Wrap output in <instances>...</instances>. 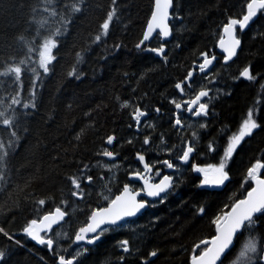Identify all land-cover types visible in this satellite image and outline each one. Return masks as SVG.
I'll return each instance as SVG.
<instances>
[{"label": "trees", "instance_id": "1", "mask_svg": "<svg viewBox=\"0 0 264 264\" xmlns=\"http://www.w3.org/2000/svg\"><path fill=\"white\" fill-rule=\"evenodd\" d=\"M69 2L0 0V70L28 59L21 66V104L8 107L17 85L11 76L0 77V111L15 118L20 137L0 180V227L12 237L0 234V250L6 253L0 264H56L60 255H77L75 234L93 210L108 205L130 183L129 176L141 171L138 154L154 167L149 174L154 181L166 174L164 161L174 164L173 187L138 218L110 228L96 246L77 256L75 264H190L194 246L216 235V217L229 212L253 187L254 182L246 180L247 169L257 159L264 161V14L243 30L237 28L241 48L228 62L218 51L223 25L229 17L246 12V0H174L173 36L160 58L150 50L163 45L160 36L137 47L154 0H117V15L100 42L94 37L113 7L112 0H83L81 11L74 14L66 7ZM48 7H56L59 15H50ZM61 16L71 20L66 29ZM57 28L61 30L54 49L57 59L49 73L38 69L33 98L34 74L27 69L37 66L38 53L30 54L28 48H36ZM77 53L83 57L79 61ZM201 53L217 55L216 63L208 79L191 78L182 94L175 85L198 71L204 61ZM73 67L78 78L69 75ZM246 67L255 80L240 76ZM203 88L213 90L209 119H185L186 128L177 126L172 101L181 102ZM125 101L129 107H122ZM32 102L35 108L22 107ZM137 107L149 113L138 129L132 116ZM250 108L257 109L254 118L261 127L241 142L228 161L229 180L220 186L203 185L195 167L221 162L230 137L238 133ZM0 134H5L3 125ZM110 135L116 138L113 148L107 143ZM189 144L197 151L184 161L180 157ZM105 149L116 159L100 155ZM73 176L80 178L79 190L71 183ZM87 176L92 177L90 182ZM74 191L83 195L74 196ZM41 199L44 205L38 204ZM56 207L64 209L68 219L49 233L55 241L49 249L32 242L23 228ZM257 233L264 238V216L252 232ZM248 235L239 234L222 264H231ZM125 239L130 242L129 252L120 246ZM153 250L158 252L154 259L149 256ZM199 252L195 249V254Z\"/></svg>", "mask_w": 264, "mask_h": 264}, {"label": "snow or ice", "instance_id": "2", "mask_svg": "<svg viewBox=\"0 0 264 264\" xmlns=\"http://www.w3.org/2000/svg\"><path fill=\"white\" fill-rule=\"evenodd\" d=\"M48 5H53L55 0H44ZM83 0H70L66 5L70 13H79L81 11V4ZM117 0H112L113 7L106 14V18L100 25L99 33L94 37L95 42H100L102 38L107 37L110 26L114 21V17L117 15L116 8ZM174 7V0H154V10L151 14L150 22L147 25V30L143 35L140 43L137 47L144 45L145 41H149L153 37V34L167 38L172 35V28L169 25V19L171 17L170 10ZM52 16H57L59 13L56 7H48L45 9ZM259 14H264V0H246V12L242 14L239 18L229 17L228 22L223 25V32L227 36V39L221 37L219 40L220 48L226 53L224 57L225 60H231L237 52V48L240 46L241 41L236 36L237 28L243 30L249 26L250 22L254 21ZM61 23L66 26L71 23L70 19H65L61 16ZM61 35V30L57 28L55 32L51 33L49 36L43 38L41 44L36 48L29 46L28 52L31 54L33 52L38 53V59L36 60V67L28 68L27 70L34 74V79L31 82V95L34 98L36 94V89L38 87L36 81L40 80V72L38 69H42L43 73L47 74L51 71L50 65L53 61L57 59L54 54V49L58 47L57 37ZM116 47H119L117 45ZM153 52L163 55L164 46L161 45L158 48L150 49ZM204 56V62L199 65V70L204 71L212 62L216 59L215 55L209 58L208 53H201ZM78 61L82 59L81 53H77ZM28 59L20 60L16 64H8L2 70H0V77H13V82L17 85V92L12 97L11 104L8 105L9 108L12 105L21 104L20 93L23 90V82L21 80V74L24 69L22 65H27ZM70 76H77L76 68L73 67L72 71L69 72ZM193 72H189L185 77L184 81H181L175 85L177 89L184 92V86L186 82L191 81ZM241 77L248 80H255L256 77L251 74L250 68L246 67L241 73ZM264 89V84L261 85ZM209 96V91L201 89L193 99L185 103H179L173 100L172 103L175 104L177 109L184 108L187 105V111L191 112L195 116H206L208 114V104L201 103V99ZM2 103V101H0ZM128 101H125L122 107H129ZM29 106L35 108L34 102L24 103L23 108H28ZM195 109V110H194ZM159 111V109H157ZM257 109L250 108L247 112V118L243 120L238 133L233 134L230 137V142L227 144L224 156L218 165H210L206 168H201L199 166L195 167V171L204 174L201 183L203 185H223L225 181L229 180V173L226 171V165L228 161L231 160L233 153L236 148L245 140L246 137H250L254 130L261 127L257 122L255 117V112ZM146 113L142 111L139 107L135 108L132 113L133 119L139 125L141 117L145 116ZM182 121L177 118L175 121L176 125H181ZM0 125L4 126L5 134H0V180L4 179L3 168L6 166V159L10 152L15 150L20 139L17 134L18 125L15 122V118L6 115L5 111H0ZM203 126V125H202ZM195 136V133H193ZM79 138V137H77ZM116 138L114 136L107 137V143L112 144ZM149 139L146 137L144 143L147 144ZM211 147V146H210ZM211 150H215L212 148ZM194 151V148L189 144L186 150L183 152L180 159L187 161L190 154ZM100 155L104 157L112 158L114 153L105 149ZM140 161H144V156L138 154ZM164 164L168 168L175 167L174 164L164 161ZM87 167V165H85ZM144 169L146 171H151V165L145 163ZM264 171V161L257 159L255 163L247 169L246 180L253 181L255 183L254 187L248 191L245 199L237 201L230 212L223 214L222 216H217L214 220L216 227V235L211 238V240H201L198 244L194 246V253L191 257V264H222V257L226 255L234 246L235 239L238 233L243 234L244 231L249 232L245 240L241 243V246L233 258L231 264H264V243H262V238L258 233L252 234V232L258 227V221L260 216H264V176L261 172ZM133 176L139 177L144 180L145 187L141 191H146L148 196L156 197L160 196L161 193H165L170 187H172L173 178L171 176L165 175L159 183H150L141 172L135 171L132 173ZM86 179L90 182L92 180L91 176H87ZM72 185L75 189L79 190L81 188L80 178L73 176L70 177ZM74 196H82V191H74L72 193ZM139 192H133L128 185H125L121 195L115 197L111 200L108 207L97 208L92 211L88 222L80 227L78 232L75 234V241H85L88 243H95L104 235L105 232L109 230V225H117L118 222L123 221L126 217L135 216L141 209L145 208L146 201H138L136 197ZM45 200L41 199L38 201L39 205H44ZM204 209L201 208L200 212ZM67 213L62 210L61 207H56L54 211L48 212L39 219H32L23 228V232L26 233L33 240L37 241L41 245H47L49 249L53 248L55 244L54 239L47 236L46 233L53 231V226L57 225L60 221L64 220ZM44 233L45 235H42ZM95 234L89 238L88 234ZM0 234H4L6 237L11 239L12 237L5 231L3 227H0ZM120 246L124 252L130 251V242L125 239L120 241ZM203 246V247H202ZM195 249H200L199 255L195 254ZM87 251V249H84ZM83 252L77 255H72L70 258H66L64 255L58 257V264H75L78 255H82ZM5 251L0 250V260L5 258ZM158 252L153 250L149 253V256L155 257ZM123 259V257H121Z\"/></svg>", "mask_w": 264, "mask_h": 264}, {"label": "water", "instance_id": "3", "mask_svg": "<svg viewBox=\"0 0 264 264\" xmlns=\"http://www.w3.org/2000/svg\"><path fill=\"white\" fill-rule=\"evenodd\" d=\"M170 12H171V17H170V19H169V25H170V27H171L172 9L170 10ZM150 19H151V18H150ZM149 22H150V20H149ZM171 28H172V27H171ZM156 36H159V35H157L156 33H154V34H153V37L150 38L149 41H145V42H151ZM172 36H173V32H172V35H170V36L167 37V38H163V37L160 36V38H161V42L163 43V46H164V49H165L164 54H165L166 51H167L166 43L169 42V41H171ZM236 36H237V31H236ZM223 38L227 39V36L224 34V37H223ZM237 38L240 39L238 36H237ZM240 41H241V40H240ZM241 44H242V43H241ZM241 44H240V46L237 48L236 55H235L231 60H227L228 62H231V61H233V60L236 58V56H237V54H238V52H239V50H240V48H241ZM218 51L223 52V53L225 54V56H226V53L220 48V46L218 47ZM164 54L161 55V54H158V53H157V55H158L160 58H164ZM215 57H216V59H217L218 56L215 55ZM209 58H210V57H209ZM216 59L212 62L211 65H209V66L204 70L205 72H209V71L211 70V68H212V67L215 65V63H216ZM203 62H204V61H203ZM203 62H202V63H203ZM202 63H201V64H202ZM248 68H250V67H248ZM250 71H251V68H250ZM192 72H193V74L195 73V71H192ZM251 74H252V73H251ZM242 78H243L244 80H248V79H246V78H244V77H242ZM145 113H146V115L143 116V117H141L137 129H138L139 126L141 125L142 121H143L145 118L148 117L149 113H147V112H145ZM114 137H115V136H114ZM114 142H115V140L113 141L112 144H108V147L113 148V147H114ZM139 155H143V154H139ZM143 156H144V158H145L144 161H140L139 158H138V155H137V158H136V159H137V161H139L140 164H141V171H140L141 174H142L146 179H148V180L150 181V183H153V184H155V183H159L160 180H162L163 177H164L165 175H167V176H171V177L173 178V176L171 175V172H172V169H173V168H168V173L165 174L164 176H162L159 180H157V181L151 180V179L149 178V174L153 171L154 167H153L151 164L148 163L146 156H145V155H143ZM108 158H109V157H108ZM115 158H116V156L114 155V157L109 158V160H114ZM145 163L151 165V171H146V170L144 169V164H145ZM262 172H263V171H262ZM262 172H261V173H262ZM129 181H130L131 183H138V184H140V186H141L140 189H133L132 186H131V184H127V185L129 186L130 189H132L133 192H139V195L136 197V199H137L138 201H146V202H147L145 208L141 209L140 212H138L135 216H132V217H126L123 221L118 222L117 225H109V226H104V227H108V228H111V227H118V226L122 225L123 223H125V222H127V221H129V220H134V219L138 218L139 216H141V215H142V214H143V213H144V212L150 207V205H151L152 202H156V201H158V200L163 199L164 196H165V195L171 190V188L173 187V184H174V178H173L172 187H170L165 193H161L160 196L152 197V196H148L146 191H141V189L145 187L144 180L140 179L139 177H135V176H133V175L131 174V175L129 176ZM254 186H255V183H254L253 187H254ZM122 192H123V189H122V191H121L117 196L121 195ZM117 196H116V197H117ZM246 196H247V195H246ZM245 198H246V197H245ZM245 198H243V199H245ZM241 200H242V199H241ZM109 204H110V203H109ZM109 204L106 205V206H104V207H108ZM104 207H102V208H104ZM231 209H232V208H231ZM231 209H230V211H231ZM62 210H64V209H62ZM64 211H65V210H64ZM230 211H229V212H230ZM65 212H66V211H65ZM66 213H67V212H66ZM67 217H68V213H67V215L64 217V220L60 221L57 225H54V226H53V229H55V228L59 227L60 225H62V224L66 221ZM216 234H217V233H216ZM239 234H240V233L237 234L236 239H237V237L239 236ZM42 235H43V233H42ZM93 235H95V234H92V233H89V234H88L89 238H90L91 236H93ZM30 239H31V241L34 242L35 244H39L37 241L33 240L31 237H30ZM236 239H235V241H236ZM208 240H211V239H208ZM97 242H98V240H97L95 243H91V244H90V243H88L87 240H85V241H79V242H76V241H75V244H76V245H84V244H86V245H88V246H93V245H95ZM227 254H228V252L226 253V255H227ZM226 255H225V256H226ZM225 256L222 257V261H223V259L225 258ZM155 257H156V256H155ZM155 257H152V259H154ZM57 264H58V261H57ZM190 264H191V261H190ZM218 264H219V262H218Z\"/></svg>", "mask_w": 264, "mask_h": 264}, {"label": "flooded vegetation", "instance_id": "4", "mask_svg": "<svg viewBox=\"0 0 264 264\" xmlns=\"http://www.w3.org/2000/svg\"><path fill=\"white\" fill-rule=\"evenodd\" d=\"M212 69H213V67L211 68V70L209 71V72H205V71H200L199 69H198V71L196 72V73H194L193 74V76H192V78H200V80L202 81L203 79H208L209 78V73L212 71ZM203 89H205V88H203ZM179 90V89H178ZM205 90H208L209 91V96L208 97H204V98H202L201 99V103H207L208 104V114L206 115V116H204V115H201V116H195V115H193L191 112H188L187 111V105H185V107L184 108H180V109H177V112L175 113V117H176V119L177 118H179L181 121H182V123H181V125H177V126H180V127H183V128H186L187 126H188V122L185 120V119H188V120H194V121H201V122H203V120H206V119H209L208 117H209V109H210V97L211 96H213V90L212 89H205ZM180 91V90H179ZM200 91V90H199ZM181 92V91H180ZM182 94H183V92H181ZM197 94V93H196ZM196 94H193L192 96L190 95L189 97H187V98H185V99H183L181 102H179V103H185V102H187V101H190L191 99H193L194 98V96L196 95ZM195 110V109H194ZM181 116L183 117V120L181 119ZM176 121V120H175ZM192 147L194 148V151L190 154L191 156H193V155H195V153H196V151H197V149H196V147H195V145H192ZM109 159V158H108ZM116 159V158H115ZM114 159V160H115ZM110 161H112V160H110ZM200 167H203V166H200ZM168 173V169H167V172H166V174ZM172 175H173V178L175 179V173H176V168H174L173 167V169H172ZM165 175V174H164ZM163 175V176H164ZM162 177V176H161ZM160 177V178H161ZM159 178V179H160ZM158 179V180H159ZM129 184H131V186H132V188L133 189H140L141 188V186H140V184H138V183H129ZM133 185H139L140 187L139 188H134L133 187ZM115 199V198H114ZM67 219H68V217H67ZM67 219H66V221H67ZM66 221H65V223H66ZM130 221V220H129ZM128 222V221H127ZM127 222H125V223H127ZM125 223H123L122 225H124ZM122 225H120V226H118V227H121ZM60 227V226H59ZM118 227H111V228H118ZM58 228V227H57ZM110 229V228H109ZM54 230V229H53ZM50 233V232H49ZM49 233H46V235L48 236L49 235ZM43 235H45L44 233H43ZM101 238V237H100ZM100 241V239L98 240V242ZM97 242V243H98ZM97 243L95 244V245H93V246H88V245H86V244H84V245H76L75 244V240H74V245H75V250H76V252L77 253H80V252H88V249L89 248H92V247H94V246H96L97 245ZM84 249H87V251H84ZM77 250H79V252L77 251ZM58 261V260H57ZM56 264H57V262H56Z\"/></svg>", "mask_w": 264, "mask_h": 264}, {"label": "rangeland", "instance_id": "5", "mask_svg": "<svg viewBox=\"0 0 264 264\" xmlns=\"http://www.w3.org/2000/svg\"><path fill=\"white\" fill-rule=\"evenodd\" d=\"M234 154V153H233ZM190 158V157H189ZM189 160V159H188ZM212 165H218V164H212ZM208 166H210V165H205V166H203V167H201V168H206V167H208ZM227 171V170H226ZM201 173V172H200ZM201 175H202V178H203V176H204V174L203 173H201ZM205 186H212V187H214V185H205ZM220 186V185H219Z\"/></svg>", "mask_w": 264, "mask_h": 264}]
</instances>
